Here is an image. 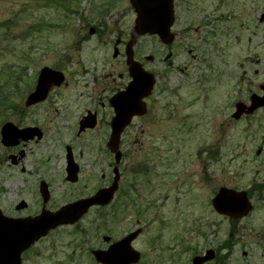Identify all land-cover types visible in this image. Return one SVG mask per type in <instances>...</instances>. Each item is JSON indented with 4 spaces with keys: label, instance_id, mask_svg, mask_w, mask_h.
Returning a JSON list of instances; mask_svg holds the SVG:
<instances>
[{
    "label": "rangeland",
    "instance_id": "obj_1",
    "mask_svg": "<svg viewBox=\"0 0 264 264\" xmlns=\"http://www.w3.org/2000/svg\"><path fill=\"white\" fill-rule=\"evenodd\" d=\"M179 9L171 46L153 36L138 38L134 46L135 59L156 79L147 115L126 130L121 148L129 168L147 161L148 179L134 182L141 194L120 209L114 206L115 220L114 207L91 209L76 225L51 231L36 244L35 264H96L92 250L106 249L137 228L142 229L132 244L141 255L137 264H189L193 252L218 244L209 242L212 234L223 241L236 235L240 242L234 250L249 251L256 264H264V111L242 122L230 118L240 98L233 77L235 34L228 37L229 56L214 60L217 76L215 72L206 84L194 82L197 64L187 51L204 35L189 29L199 23L196 16ZM228 13L236 23L237 9L228 8ZM135 17L129 0H0V127L4 118L45 132L43 141L30 146V158L22 163L25 174L11 166L7 158L13 152L0 144L4 205L12 207L17 190L27 189L29 209L24 213L39 215L38 185L43 180L50 195L45 209L56 212L92 196L105 183L102 175L110 178L108 100L113 87L129 81L117 76L126 73L124 49ZM97 27L101 33L94 32ZM114 49L119 51L116 58ZM149 56L152 61H145ZM203 66L201 62L199 78ZM44 67L63 73V85L24 116H13L10 106L24 107ZM85 111L99 115L97 129L77 136ZM135 136L143 146L130 145ZM67 146L80 170L75 184L65 181ZM148 187L159 188L154 205ZM220 188L249 192L253 210L237 220L217 215L210 202Z\"/></svg>",
    "mask_w": 264,
    "mask_h": 264
},
{
    "label": "flooded vegetation",
    "instance_id": "obj_2",
    "mask_svg": "<svg viewBox=\"0 0 264 264\" xmlns=\"http://www.w3.org/2000/svg\"><path fill=\"white\" fill-rule=\"evenodd\" d=\"M203 4H205V7L203 6ZM173 5H174V23H175L176 9L180 10L179 8H181L188 14L195 15L196 16L195 22L196 21L199 22L195 27L189 26V29L194 30L196 33H202L204 35L203 37H201V39H199V42L196 45H194V48L188 49L187 51V54L191 56L190 57L191 60L197 64V68H195L196 75L194 77V82L197 83L198 81L199 82L203 81L206 84V82L209 83L210 82L209 80L215 76L214 74L215 72L217 76L218 71H215L213 69L214 63H216L217 60L220 58L224 59L229 56L228 52L230 45L228 42L229 39L228 37H230L232 34H235L236 36L233 38L232 43L236 46L238 52L237 54H235L236 57L235 59L237 61V66H236L237 72L234 73L233 77L237 81V93L240 96V98L234 104V109H236L239 106L242 113L238 119H234L233 113L231 114L230 118L236 122H242L248 118L255 117L260 111H264L263 106L253 109L251 111L252 108L251 101L253 99L258 100L264 98V0H174ZM228 8L230 9V11H234V9H237V11L239 12V16L237 17L236 23H233L234 21L233 16L230 13H228ZM100 28L101 27H97V30L94 29V32L97 33L98 31V33H101L99 32ZM173 35L175 40V34L173 33ZM198 49H200V52H198ZM202 49L203 52H201ZM192 52H194L195 54H192ZM232 52H234V50ZM230 57H232L231 54ZM214 60L216 62H214ZM201 62H203L204 65L203 66L204 74H202L201 78H199V73L201 72V68H200ZM117 78L119 80H124L128 78L129 80L128 83L130 82V76L127 65H126V73L118 74ZM35 80L33 84V89L35 87ZM112 80H113L112 82L114 83L115 79ZM127 84L121 85L120 87H113V90H111L113 91L111 93L112 94L111 97L123 91L126 88ZM147 101L148 99H145L146 103ZM36 106L30 108L13 106L12 108L9 109V111H11L13 116L14 115L24 116L25 114H27L25 113V111L34 109ZM109 110H110L109 121H107L106 124L109 127V131H110V123L112 118L114 117V109L110 107ZM88 113L95 116L96 127L94 129H86L85 131H81L79 129V123ZM85 116H82L81 119L79 120L77 136H80L81 134L83 135L89 134L97 129V124H98L97 118L99 115L96 112L85 111ZM144 117L145 116L140 118L138 117L134 118L132 120L131 125H133L136 120L143 119ZM2 120L3 118L1 119V121ZM12 124L18 130L36 128L38 129L37 134H40L42 136L41 139L39 140L37 139H33L29 141L18 140L17 141L18 143L13 147L4 148L6 151L13 152L7 158L11 166L14 168L19 167V172L21 174H25L26 171L24 170L22 163L30 158V156H28V154L31 153L30 146L37 145L38 143L43 141L45 137V132L34 125L23 126V124L21 123H16V124L12 123ZM84 125L87 126L88 125L87 122ZM129 127L125 129V131L121 136V141H120L121 148H122L123 139L127 138L125 134H126V130ZM140 135H143L142 132ZM130 145L141 147L143 146V142H140L139 139H137V137L135 136L134 138H132V140H130ZM110 156L112 158V162L108 167L109 170L108 173L110 178L107 179V176L102 175L101 180L105 181V183L101 187H99L96 191L112 185L115 180L116 163L113 158V155L110 154ZM125 156H127L126 152H123L121 162L117 167L120 174L118 189L114 194V198L108 207L115 206L116 208L120 209L121 205L124 206L126 205L127 200L128 201L135 200L136 199V197L134 196L135 193H137L138 196L141 194V188L137 187V184L134 183L135 180L137 179V177L148 179L149 166L147 164V161L137 162L133 167L129 168V165L126 166ZM73 161L75 162L74 157H73ZM65 162H66L65 164V174H66L67 165H68L67 158L65 159ZM27 175L31 176L30 171L28 172ZM126 175L131 177L133 179V182L129 183V180L127 179ZM65 181H66V177H65ZM39 182L40 183L38 185V194H39L41 182H43V180ZM148 188H149L148 192L150 193V195L148 196V200L151 202L152 205H154V202H156L154 195H156V193L159 191V188L157 187H148ZM3 190L4 189L0 188V212L3 217H5L7 220H25V219H33L34 217H36V214L24 213L27 212L29 209L28 207L29 205L24 201L25 198L24 196L30 194V192L27 189L17 190V193L13 196V198H16V201L14 202L12 207H8L4 205V195L6 193ZM120 199L121 201L117 203V200ZM46 205H44L42 201L41 210L45 208ZM115 207L112 209L114 215L111 216L114 218V220L116 217L115 215L117 213ZM93 209H103V208L94 207ZM136 230H139L142 233L141 229H136ZM132 232L133 231L129 232L123 237L129 235ZM141 233L138 235L136 240L140 237ZM106 238L107 237L105 236L104 239ZM209 238H210L209 242L217 241L218 244L211 245V247H208L204 251L193 252L189 258V264H193L196 258H205V261L202 264H256L257 263L256 262L257 258L251 257L252 255L251 252L244 250L241 251L234 250L236 243L240 242V240L237 241L235 240L237 238L236 235L234 236L228 235V238L224 241L222 239V236L218 234H212L209 236ZM121 239L113 240L107 246V248L117 243ZM108 242H110L109 237H108ZM36 244L37 243L33 244L30 248L23 251L17 260L9 261V263L35 264ZM106 249L97 248L96 250L103 251Z\"/></svg>",
    "mask_w": 264,
    "mask_h": 264
},
{
    "label": "water",
    "instance_id": "obj_3",
    "mask_svg": "<svg viewBox=\"0 0 264 264\" xmlns=\"http://www.w3.org/2000/svg\"><path fill=\"white\" fill-rule=\"evenodd\" d=\"M173 0H130L135 9L136 20L134 22L135 36L126 46L127 65L131 82L124 92L114 96L110 101L114 109L115 117L111 121V134L107 144L108 150L115 155L118 165L121 154L118 151L120 136L123 130L131 123L135 116H143L146 113V105L143 99L147 98L155 85L152 74L145 72L142 67L133 60L132 46L135 44V37L151 35L157 36L161 43L169 45L172 42L170 29L173 24ZM117 56L115 51L114 57ZM64 78L61 73L44 68L38 77L37 85L25 103L26 107L43 102L51 88L59 87ZM264 106V98L253 99L252 108ZM242 111L238 107L234 117L238 119ZM87 122V126H85ZM95 126V117H87L81 123V130L85 127L92 129ZM37 129L17 130L11 124H6L1 130V143L5 147L17 144L19 139L27 141L33 139ZM38 139L41 135L38 134ZM67 181H77L78 168L73 164L71 150L67 148ZM117 172V170H116ZM117 179L114 184L106 190L99 191L95 196L68 204L55 213L42 210L41 214L34 219L7 220L0 213V264H12L9 261L17 260L20 254L29 248L33 243L44 238L49 231L64 225L76 224L93 206H106L110 203L113 193L117 189ZM40 194L43 203L48 202L47 186L42 183ZM213 209L220 215L231 218L244 217L251 210L247 195L244 192L236 193L228 189H220L212 200ZM22 208V207H21ZM20 208V209H21ZM139 231L132 233L122 241L112 245L105 252H92L97 263L100 264H136L139 261V254L131 248L132 241L137 237ZM204 259H196L194 264H200Z\"/></svg>",
    "mask_w": 264,
    "mask_h": 264
}]
</instances>
